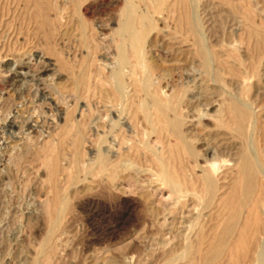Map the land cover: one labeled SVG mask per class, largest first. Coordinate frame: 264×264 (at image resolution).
I'll return each instance as SVG.
<instances>
[{
  "label": "rangeland",
  "instance_id": "obj_1",
  "mask_svg": "<svg viewBox=\"0 0 264 264\" xmlns=\"http://www.w3.org/2000/svg\"><path fill=\"white\" fill-rule=\"evenodd\" d=\"M244 153L257 242L210 257ZM263 178L264 0H0V264H264Z\"/></svg>",
  "mask_w": 264,
  "mask_h": 264
},
{
  "label": "bare ground",
  "instance_id": "obj_2",
  "mask_svg": "<svg viewBox=\"0 0 264 264\" xmlns=\"http://www.w3.org/2000/svg\"><path fill=\"white\" fill-rule=\"evenodd\" d=\"M31 2H32V0H31ZM34 7H35V10L38 12V13H43L44 11H45V9H44V7H43V5L39 2V1H34ZM132 8V7H131ZM127 9H128V7H127ZM128 10H130V9H128ZM35 12V11H34ZM132 13L133 12H131V11H129V13L127 14V17H126V19H125V21H124V23L122 24V26H121V30L122 31H128V32H132L133 31V25H134V18H133V16H132ZM189 18H191V17H189ZM138 20V19H137ZM193 19H190L189 21H192ZM191 23V22H190ZM188 24H189V22H188ZM192 27H193V29H196L195 28V25H194V23L192 22ZM196 31V30H195ZM255 31H256V29H255ZM135 32V31H134ZM196 33H197V31H196ZM252 33H253V30H252ZM195 34V33H194ZM255 34H256V32H255ZM137 37V36H136ZM198 38V37H197ZM199 40V39H198ZM197 40V41H198ZM199 41H201V40H199ZM199 41L197 42L198 44H199ZM204 45V44H203ZM201 46V45H200ZM204 46H201V48H199L200 49V51H199V54H201V55H199L200 57H203V59H204V61H205V63H207L208 62V53H207V50H205L204 48H203ZM50 65V64H49ZM49 65L47 64V65H44V67L42 68V70H41V72H44V71H46V70H49L50 68H49ZM206 66V65H205ZM22 73V72H21ZM155 99V98H154ZM158 102V101H157ZM160 102V101H159ZM158 104V103H157ZM163 105V104H162ZM162 105H156V106H158V108H159V110H167V109H163L162 108ZM234 105V104H233ZM233 105H231V106H233ZM167 106V105H166ZM168 106H170V105H168ZM164 107V106H163ZM166 108V107H165ZM236 108V107H235ZM157 109V108H156ZM143 110H145V109H143ZM237 111V110H236ZM235 111V112H236ZM148 112V111H147ZM164 112H166V111H164ZM163 112V113H164ZM240 113V112H239ZM158 116V115H157ZM175 116V115H174ZM241 116V115H240ZM245 116V115H244ZM160 117V116H159ZM242 117V116H241ZM241 117H239V118H241ZM161 118V117H160ZM180 118V117H179ZM94 120V119H93ZM242 120H244L243 119V117H242ZM158 121V120H157ZM161 121H163V120H161ZM168 121V120H167ZM239 122H241V120L239 121ZM157 123V122H156ZM162 123V122H161ZM220 123H222V121H220ZM233 124H234V121H233ZM222 125V124H221ZM223 125H224V122H223ZM229 125V124H228ZM241 125H243L242 123H241ZM160 126V125H159ZM164 126V125H163ZM168 126V125H167ZM169 126H170V128H172V132H174L175 133V135L177 136V138L181 141V142H183V144H184V136L182 135V132H181V130H180V121L178 120V119H174V120H172V121H170L169 122ZM225 126H226V122H225ZM230 126V125H229ZM234 126V125H233ZM236 126V125H235ZM161 127V126H160ZM160 127H159V129H160ZM237 127V126H236ZM243 127V126H242ZM164 128V127H163ZM235 128V127H234ZM238 128V127H237ZM236 128V129H237ZM165 129V128H164ZM161 130H162V128H161ZM169 130V129H168ZM169 132V131H168ZM174 135V134H173ZM241 135V134H240ZM87 136V135H86ZM174 138V137H173ZM176 138V137H175ZM177 139V140H178ZM179 140L176 142V144L177 143H179ZM115 141V140H114ZM173 141V140H172ZM117 143V142H116ZM175 144V145H176ZM179 145H181V143H179ZM179 145L177 144L176 146L177 147H179ZM225 145V144H224ZM127 146V145H126ZM184 146H186V144H184ZM187 146H188V144H187ZM186 146V147H187ZM176 147V148H177ZM181 147V146H180ZM174 148H175V146H174ZM177 149H182L183 151H184V149H183V147H181V148H177ZM186 150V149H185ZM188 151V150H187ZM211 151V150H210ZM174 152L175 151H173V153H172V155L174 154ZM178 152H180V151H178L177 150V153ZM182 152V151H181ZM249 152V151H248ZM125 154V153H124ZM128 154V153H127ZM175 155V154H174ZM177 155V154H176ZM179 155H180V153H179ZM179 155H178V157H179ZM52 157H53V155H52ZM51 157V158H52ZM186 157V156H185ZM241 158H240V160H239V162L237 163V166H238V170L237 171H234V172H236L235 174H236V177H235V179H234V181H233V183L232 184H230L231 186L229 187L230 188V190L229 191H227L226 193H223L222 195H220V194H218V195H220L219 197H218V199H219V202H218V199L216 200V201H214V202H216V203H220V205H221V207L222 208H220V205L218 204V206H219V208H220V210L222 211V213L223 214H221V212L219 213V214H221V216H219L220 218L218 219V224L216 225V226H213L214 228H220V229H217L216 228V230L215 231H213L212 233H211V235L208 233V232H206V231H199L198 232V237H199V240H200V242H204L205 240L207 241L208 240V248L206 249V250H208V252L211 254H209L210 255V257L211 256H213V254H214V256H217V255H219V254H221V253H224V251H225V246L226 245H229V249H228V251L230 252V254H233V253H235L236 251H240V249L239 250H237L240 246H242V244L244 245L245 244V242H247L249 239H247V241H246V236L247 235H250V233L249 234H247L246 235V229H248L249 227H251V225L253 224H251V225H248L249 224V222L248 221H246V219H245V221H244V223L242 222V226H241V228L239 227V230L237 231V233H236V237H235V239L233 240L231 237L233 236V234L235 233V230H236V228H238V220H239V211H238V208L237 207H240V206H243V204L247 201V199H248V196H249V194H250V192H251V190L253 189V186H254V183H255V180L257 179V177H258V166L259 165H257L256 164V162L254 161V159L250 156V154H248V153H244L242 156H240ZM213 159V158H212ZM170 160V159H169ZM210 160V159H209ZM155 161H156V159H155ZM163 161V160H162ZM168 161V160H167ZM171 161V160H170ZM212 161V160H211ZM123 162V161H122ZM205 162H207V161H205ZM49 163V162H48ZM171 163V162H170ZM178 163H181L180 162V160L177 162V164ZM51 164H52V162H51ZM177 164H174L175 166L177 165ZM181 166H183L182 164H180ZM205 166H206V164H205ZM236 166V167H237ZM52 167V166H51ZM55 167V166H54ZM203 167V166H202ZM169 168V167H168ZM183 168H184V166H183ZM216 164H215V162H209V164H208V167H207V169H205L204 171H202L201 173V177H194V176H192V177H194L195 179L194 180H191V181H189L188 180V178L189 177H187V180H184V185L186 186V189H189L190 191L191 190H195V187H197L198 186V188L200 187V189H202V190H204V191H206V192H208L209 194H211V195H215L216 193H217V186H216V180H215V178H214V176H215V174H216ZM167 169V168H166ZM170 169V168H169ZM172 169V168H171ZM175 169V168H174ZM232 169H233V167H232ZM237 169V168H236ZM235 169V170H236ZM53 170H57V169H53ZM166 171V170H165ZM173 171V170H172ZM179 171H181V169L179 170ZM194 171V170H193ZM260 171V170H259ZM114 172V171H113ZM164 172V171H163ZM175 172V171H174ZM173 172V173H174ZM184 172H186V171H184ZM183 171L180 173H178V174H182V173H184ZM55 173H57V172H55ZM54 173V174H55ZM166 173V175L165 176H167L166 177V180H167V178H168V180L166 181V182H168L169 184H168V186H170V188L172 189V190H175V189H180V188H177L178 187V185H180V183H178V182H176L175 180H174V177H172V174H171V172L168 170V171H166L165 172ZM218 173V172H217ZM51 174H53V172L51 173ZM53 174V175H54ZM186 174V173H185ZM52 175V176H53ZM176 175V174H175ZM195 175H197V174H195ZM218 175V174H217ZM216 175V176H217ZM51 176V178H53ZM181 177H182V175H180ZM198 176V175H197ZM220 176H222V175H220ZM235 176V175H234ZM55 177H56V175L54 176V179H55ZM216 178H219V176L218 177H216ZM222 178V177H221ZM261 178V177H260ZM224 179V178H223ZM233 179V178H232ZM264 179V178H263ZM178 180V179H177ZM53 181V180H52ZM183 181V180H182ZM260 181V180H259ZM258 181V182H259ZM263 181V180H262ZM262 181H260V183L262 182ZM54 182H55V180H54ZM264 182V181H263ZM263 184V183H262ZM223 185V184H222ZM259 185V184H258ZM183 186V185H182ZM262 186V185H261ZM220 187H222L221 185H220ZM260 187V186H259ZM263 188H264V185L262 186ZM193 190V191H194ZM58 191V190H57ZM56 191V192H57ZM192 191V192H193ZM225 191V190H224ZM255 191V190H254ZM261 190H259V191H257V193L259 194V192H260ZM223 192V191H222ZM253 192V191H252ZM61 193V192H60ZM261 193H263V191L261 192ZM260 193V194H261ZM57 194V193H56ZM55 194V195H56ZM62 194V193H61ZM207 194V193H206ZM208 194V195H209ZM252 194H254L255 195V193H252ZM54 195V196H55ZM57 196V195H56ZM207 196V195H206ZM263 196V195H262ZM63 197H64V195H63ZM62 197V198H63ZM258 197H260V196H258ZM66 198V197H65ZM207 198V197H206ZM251 198H254V197H252L251 196ZM55 200H56V198H54ZM60 199H61V197H60ZM250 199V198H249ZM256 199H258V198H256ZM256 199H254V201H256ZM253 200V199H252ZM263 200H264V196H263ZM57 201H59V198H58V200ZM259 201V200H258ZM257 201V202H258ZM62 202V201H61ZM60 202V203H61ZM209 202H210V200H209ZM253 202V201H252ZM251 202V203H252ZM260 202V201H259ZM53 203V202H52ZM60 203H54L53 205H55V204H57V205H59ZM261 203V202H260ZM51 205V204H50ZM253 205V204H252ZM255 205V204H254ZM248 206H250V205H248ZM256 206V205H255ZM53 207H55V206H52V208ZM61 208V207H60ZM59 208V209H60ZM248 208H250L249 209V211L251 212V210H252V208H251V206L250 207H248ZM247 208V209H248ZM255 209H257V207H254ZM260 208V207H259ZM63 209V208H62ZM188 209V212H190V208H187ZM246 209V208H245ZM244 209V210H245ZM246 209V210H247ZM50 210H51V208H50ZM219 210V211H220ZM245 210V211H246ZM62 211V210H61ZM253 211V210H252ZM54 212V213H53ZM51 211V213H53L54 215H55V213H57V212H55V211ZM60 212V211H59ZM58 212V213H59ZM186 212V211H185ZM248 212V211H247ZM257 212V211H256ZM259 213V212H258ZM248 214H249V212H248ZM52 215V214H51ZM56 215H58V214H56ZM60 215V214H59ZM251 215H253L252 214V212H251ZM259 215V214H258ZM223 216V217H222ZM260 216V215H259ZM258 216V217H259ZM51 217V216H50ZM222 217V218H221ZM250 217V216H249ZM255 217H257V216H255ZM258 217L256 218V219H258ZM243 218V217H242ZM252 218V217H251ZM250 218V219H251ZM52 219V218H51ZM54 219V218H53ZM221 219V220H220ZM248 219V218H247ZM253 219H254V217H253ZM255 219V220H256ZM219 220H220V222H219ZM242 220V219H241ZM259 220V219H258ZM240 221V220H239ZM257 221V220H256ZM255 221V224L257 223ZM253 222V221H252ZM239 225H241V223L239 224ZM257 225V224H256ZM261 225V224H260ZM221 226V227H220ZM247 226H249L248 228H247ZM258 227V226H257ZM252 229V228H251ZM255 229H256V227H255ZM261 229V228H260ZM252 231V230H251ZM258 231V230H257ZM256 231V232H257ZM253 232V231H252ZM206 233H208L209 235H207ZM252 234H254V236H255V233H252ZM50 235V234H49ZM50 237V236H49ZM192 237V236H191ZM209 237V238H208ZM249 237V236H248ZM247 237V238H248ZM256 237V236H255ZM255 237H253V238H251V237H249V238H251V242L250 241H248L249 243H251V244H253V245H255L256 244V240L254 239ZM48 238V237H47ZM198 239V238H197ZM198 240V241H199ZM199 242V243H200ZM201 244V243H200ZM205 243H203V245H204ZM206 244H207V242H206ZM202 246V245H201ZM257 246V245H256ZM243 247V246H242ZM244 248H246V249H244V251H245V253H246V250H247V246H246V244H245V247ZM243 249V248H242ZM191 250V249H190ZM254 250V249H253ZM191 251H189V253H190ZM207 252V253H208ZM227 252V251H226ZM206 253V252H205ZM228 253V252H227ZM243 253V252H242ZM205 255V254H204ZM222 256L224 255V254H221ZM207 256V255H206ZM213 256V257H214ZM230 256V255H229ZM209 256H207V258H208ZM191 263V262H190ZM189 263V264H190ZM182 264V263H181Z\"/></svg>",
  "mask_w": 264,
  "mask_h": 264
}]
</instances>
